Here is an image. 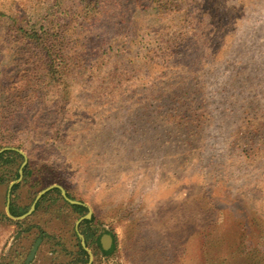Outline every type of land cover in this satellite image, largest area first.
Segmentation results:
<instances>
[{
  "label": "rangeland",
  "instance_id": "obj_1",
  "mask_svg": "<svg viewBox=\"0 0 264 264\" xmlns=\"http://www.w3.org/2000/svg\"><path fill=\"white\" fill-rule=\"evenodd\" d=\"M127 1L93 21L84 0H0V119L14 129L0 150H22L30 169L11 204L54 184L88 204L115 238L94 264H264V0ZM56 15L75 20L85 60L68 97L21 102L24 33ZM23 162L0 167V264H22L21 228L53 237V210L70 216L54 189L27 224L5 220Z\"/></svg>",
  "mask_w": 264,
  "mask_h": 264
},
{
  "label": "trees",
  "instance_id": "obj_2",
  "mask_svg": "<svg viewBox=\"0 0 264 264\" xmlns=\"http://www.w3.org/2000/svg\"><path fill=\"white\" fill-rule=\"evenodd\" d=\"M86 5V19L87 20H97L99 17L103 16L104 9L107 7V4L114 3V5L127 4L129 1L124 0H84ZM136 3H138L136 1ZM174 2L167 1V4H163L158 1L159 7L167 8L168 10L175 9L179 11L180 9L177 6H171ZM101 5V6H99ZM191 7L190 5H188ZM173 7V8H172ZM104 8V9H103ZM103 9V10H102ZM73 17V16H72ZM76 18V17H74ZM47 22L41 24L40 26H35L31 30H27L24 33V43L27 44L29 61H33V67L30 69L29 73L22 74L20 77V83L17 85L21 86L16 93L17 98L22 102L24 97L22 96L26 92H30L25 97L27 103L35 101L39 104L45 102V97L56 94L59 98H65L69 95V90L72 88L73 79L72 77V68L74 69L73 64H77L80 61L85 60L87 50H74L72 37L76 34H80L76 31V28L73 29V33L70 34L69 31L72 30L69 27L71 23H75L74 19L71 21L67 17H60L56 15L54 19L49 20L46 18ZM78 21V20H77ZM69 27V28H68ZM80 40H76V45H82ZM72 42V43H71ZM85 45V44H84ZM86 49V48H85ZM73 52V53H72ZM102 57V56H101ZM108 79L110 81H115L117 79L116 72L108 73ZM32 92V93H31ZM28 100V101H27ZM38 101H43L40 103ZM34 102V103H35ZM33 103V104H34ZM47 104V103H46ZM45 105V104H44ZM61 104L56 105V112H61L58 107ZM64 111L61 113L63 116ZM13 120L5 121V119H0V136L6 135L11 130H14L10 124ZM27 127V126H26ZM30 134L35 133L36 128L32 126L27 127ZM55 133L58 135L62 131V125L60 121L54 126ZM20 162L23 160V155L15 150H8L0 156V167L4 166L9 162ZM20 164L17 166L14 172V179L19 178ZM30 173V169L27 166L25 168V175L27 176ZM20 184H16L12 193H14ZM60 199H62L66 204L70 205L64 200L61 195L60 190H56ZM52 192L47 193L39 201V205L47 200L48 196ZM39 207V206H38ZM75 210H79L81 214L87 212V208L83 206H71ZM30 209V206L18 208L13 203L11 204V212L14 215H20L26 213Z\"/></svg>",
  "mask_w": 264,
  "mask_h": 264
},
{
  "label": "flooded vegetation",
  "instance_id": "obj_3",
  "mask_svg": "<svg viewBox=\"0 0 264 264\" xmlns=\"http://www.w3.org/2000/svg\"><path fill=\"white\" fill-rule=\"evenodd\" d=\"M65 201L68 202L67 200ZM69 204L70 213L68 214L70 216H63V213L60 209H57L58 212L53 210V217H56V221L59 220L63 223V227H58L59 231H53V237L48 236L46 230L41 231L39 230L40 228L36 226L30 225L23 229L25 231L32 229L33 232L28 234V236L32 237L29 242H19V248H17V252L31 253L37 243L40 242L36 254L37 256H35L31 264H36L38 257L42 259L41 257L44 253H46L48 256H53V258L47 264H87L90 261V253L84 248L80 234L84 236L87 247L92 251V264L98 262L99 259L105 261L112 253H114L111 252L114 250V245H112L109 250H106L101 241V238L105 232L109 231L100 228V226L96 228L94 225H92V222L94 221L93 218L84 219L79 225H77V222L88 214L89 208L83 206L87 208V212L81 214L79 210H75L73 207H71L74 204ZM38 206L39 203L37 204V208L34 211L35 213L38 212ZM71 215L78 216V220L75 221L74 225L71 222ZM69 220L70 222H68ZM24 264H26V261Z\"/></svg>",
  "mask_w": 264,
  "mask_h": 264
},
{
  "label": "water",
  "instance_id": "obj_4",
  "mask_svg": "<svg viewBox=\"0 0 264 264\" xmlns=\"http://www.w3.org/2000/svg\"><path fill=\"white\" fill-rule=\"evenodd\" d=\"M8 150H15V151H18L20 154H22V155L24 156V162H23V164H22V166H21V168H20V170H19V178H18L16 181H14V182H12V183L10 184V188H9V191H8V198H7V213H8V216H9V217H11V218H13V219H16V220H19V219H25V218L31 216V215L34 213V211L36 210V208H37V204L39 203V201L41 200V198H42L45 194H47L48 192H50V191H52V190H54V189H59V190L62 192V195H63V197L65 198V200H67L69 203L74 204V205H75V204H76V205H82V206H86V207L89 208V212H88V214L85 215L84 217H82L81 220L77 222V225H79L80 222H81L82 220H84V219H91V218H92V214H93V212H92L91 207H90L88 204L71 199V198L68 196L67 191H66L62 186L57 185V184H54V185L49 186L48 188L42 190V191L37 195V197L35 198L34 203L32 204V206H31V208L29 209L28 212H26L25 214H23V215H21V216H18V217H17V216H14V215L12 214V212H11V209H10V208H11V195H12V189H13V187H14L16 184L20 183V182L23 180V178H24V174H25V167H26L27 164H28V157H27V155L25 154V152H23L22 150L17 149V148H12V147H6V148L1 149V150H0V156H1L4 152H6V151H8ZM80 237H81V239H82V244H83L84 248L90 253V261H89L87 264H92V262H93V254H92V251L87 247L86 242H85V239H84V236H83L82 234H80ZM108 238H109V240H111L112 237H111L110 235H108ZM39 243H40V242L37 243V245L35 246V248H34L33 251L31 252L27 264H30V263L33 261V259L35 258L36 254H37L38 247H39Z\"/></svg>",
  "mask_w": 264,
  "mask_h": 264
},
{
  "label": "crops",
  "instance_id": "obj_5",
  "mask_svg": "<svg viewBox=\"0 0 264 264\" xmlns=\"http://www.w3.org/2000/svg\"><path fill=\"white\" fill-rule=\"evenodd\" d=\"M18 208H21V207H18ZM11 209V208H10ZM29 211V210H28ZM27 211V212H28ZM13 214V213H12ZM25 214V213H24ZM14 215V214H13ZM21 215H23V214H20V215H14V216H21ZM32 217V216H31ZM31 217H27V218H25V219H19V220H16V219H13V218H11V217H9L8 216V213H7V206H6V215H5V220L7 221V220H9V221H13V222H16V223H19V224H22V225H25V224H27L28 222L27 221H29L30 220V218ZM21 232V236H24L25 235V238L23 239L22 238V240L21 241H25V242H29L30 241V239H31V237L32 236H28V234H31L33 231H32V229H29V230H27V231H25V230H23V228H21V230H20ZM108 235H110L112 238H111V240H109V238H108ZM20 236V235H19ZM21 241H19V242H21ZM101 241H102V244L105 246V249L106 250H109L110 248H111V246L112 245H114L115 246V238H114V236H113V234H111V233H109V232H105V234L102 236V238H101ZM30 252H18V257L20 258V260H21V262H22V264H24V262L26 261V264H27V262H28V259H29V257H30ZM1 255H3V252H0V257H2ZM37 256V255H36ZM42 259L43 258H45V254L43 255L42 254V257H41ZM42 259H40L39 257L37 258V261H39V262H41L42 261ZM1 261V260H0ZM32 263V262H31ZM30 263V264H31Z\"/></svg>",
  "mask_w": 264,
  "mask_h": 264
}]
</instances>
